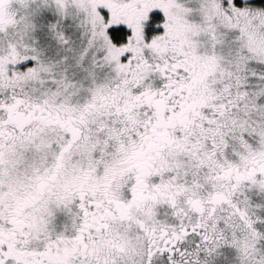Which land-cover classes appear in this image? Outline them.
<instances>
[{
	"label": "snow or ice",
	"instance_id": "obj_1",
	"mask_svg": "<svg viewBox=\"0 0 264 264\" xmlns=\"http://www.w3.org/2000/svg\"><path fill=\"white\" fill-rule=\"evenodd\" d=\"M0 264H264V0H0Z\"/></svg>",
	"mask_w": 264,
	"mask_h": 264
}]
</instances>
